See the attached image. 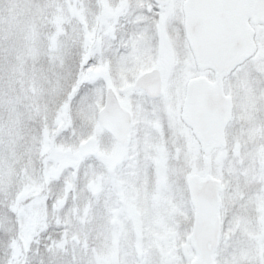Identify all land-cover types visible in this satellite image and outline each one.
Here are the masks:
<instances>
[{
    "label": "snow or ice",
    "instance_id": "6c2138e0",
    "mask_svg": "<svg viewBox=\"0 0 264 264\" xmlns=\"http://www.w3.org/2000/svg\"><path fill=\"white\" fill-rule=\"evenodd\" d=\"M0 264H264V0H0Z\"/></svg>",
    "mask_w": 264,
    "mask_h": 264
}]
</instances>
